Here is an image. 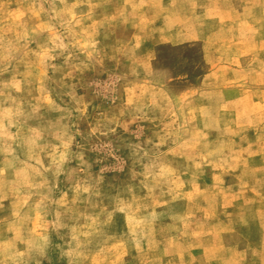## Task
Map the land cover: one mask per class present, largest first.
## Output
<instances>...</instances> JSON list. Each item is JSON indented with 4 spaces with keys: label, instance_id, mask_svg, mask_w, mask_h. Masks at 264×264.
<instances>
[{
    "label": "rangeland",
    "instance_id": "obj_1",
    "mask_svg": "<svg viewBox=\"0 0 264 264\" xmlns=\"http://www.w3.org/2000/svg\"><path fill=\"white\" fill-rule=\"evenodd\" d=\"M0 264H264V0H0Z\"/></svg>",
    "mask_w": 264,
    "mask_h": 264
}]
</instances>
